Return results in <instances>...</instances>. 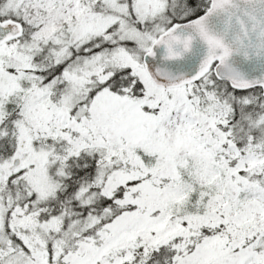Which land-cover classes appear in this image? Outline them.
<instances>
[{"label": "snow or ice", "instance_id": "1", "mask_svg": "<svg viewBox=\"0 0 264 264\" xmlns=\"http://www.w3.org/2000/svg\"><path fill=\"white\" fill-rule=\"evenodd\" d=\"M0 264H264V0H0Z\"/></svg>", "mask_w": 264, "mask_h": 264}]
</instances>
